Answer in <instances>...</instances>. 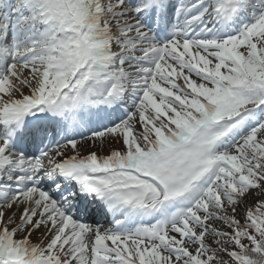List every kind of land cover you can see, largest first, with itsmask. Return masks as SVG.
Returning <instances> with one entry per match:
<instances>
[{"label":"snow or ice","instance_id":"1","mask_svg":"<svg viewBox=\"0 0 264 264\" xmlns=\"http://www.w3.org/2000/svg\"><path fill=\"white\" fill-rule=\"evenodd\" d=\"M0 264H264V0H0Z\"/></svg>","mask_w":264,"mask_h":264}]
</instances>
